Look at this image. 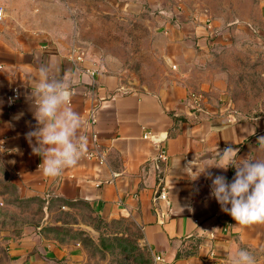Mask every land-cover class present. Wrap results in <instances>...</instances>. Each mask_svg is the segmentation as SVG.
<instances>
[{"label": "crops", "instance_id": "crops-1", "mask_svg": "<svg viewBox=\"0 0 264 264\" xmlns=\"http://www.w3.org/2000/svg\"><path fill=\"white\" fill-rule=\"evenodd\" d=\"M19 3L0 0V158L19 194L82 202L99 219L130 222L140 229L153 264H212L240 246L264 248V224H237L211 195V179L201 174L192 181L182 169L191 161L219 162L217 150L228 147L238 150L237 161L264 160L258 139L264 137V119L192 109L194 69L216 40V22L181 16L168 23L161 49L174 80L157 91L130 90L99 52L78 47L63 23L23 19ZM254 15L241 20L256 29L264 49V0H257ZM45 65L71 84L69 106L82 120L77 136L87 138L77 165L54 178L43 174L42 157L33 152L36 138L28 137L38 126L32 93ZM145 131L151 138H143ZM209 171L229 182L235 176L233 167ZM162 188L166 199L158 196ZM3 234L4 264H84L77 243L40 232Z\"/></svg>", "mask_w": 264, "mask_h": 264}, {"label": "rangeland", "instance_id": "rangeland-1", "mask_svg": "<svg viewBox=\"0 0 264 264\" xmlns=\"http://www.w3.org/2000/svg\"><path fill=\"white\" fill-rule=\"evenodd\" d=\"M257 0H21L23 19L63 23L78 47L95 49L131 90L161 89L174 80L162 56L164 27L181 16L200 17L216 40L200 54L193 74L192 109H225L264 119V49L255 28ZM16 10V9H15ZM245 30H237V24ZM3 237L37 232L84 249V264H153L140 229L104 221L82 202L22 197L0 158V232ZM247 249L264 264V248ZM0 245V264L5 263ZM229 256L212 264H229Z\"/></svg>", "mask_w": 264, "mask_h": 264}, {"label": "clouds", "instance_id": "clouds-1", "mask_svg": "<svg viewBox=\"0 0 264 264\" xmlns=\"http://www.w3.org/2000/svg\"><path fill=\"white\" fill-rule=\"evenodd\" d=\"M3 14L0 13V18ZM71 84L59 77L54 69L41 66L32 98L35 103L37 128L28 133L29 139L36 138L33 152L42 157V172L47 177H57L66 168L74 167L87 152V138L77 136L82 125L80 114L70 105ZM264 145V137L258 138ZM237 149L228 147L222 152L217 150V159L203 165L194 161L184 165V174L192 181L201 174L210 178L211 195L221 210L229 214L242 227L264 224V160H236ZM180 166V160L177 162ZM195 167V171H193ZM227 171L235 168L231 182L224 175H215L211 168ZM180 212L184 210L180 205ZM192 209L189 208V211ZM179 212V213H180ZM229 264H257L251 251L237 248L229 257Z\"/></svg>", "mask_w": 264, "mask_h": 264}, {"label": "built area", "instance_id": "built-area-1", "mask_svg": "<svg viewBox=\"0 0 264 264\" xmlns=\"http://www.w3.org/2000/svg\"><path fill=\"white\" fill-rule=\"evenodd\" d=\"M0 13L3 14V11H2V8L0 7ZM3 17V16H2ZM1 19V18H0ZM81 56V55H80ZM78 57V58H81V57ZM91 73H93V70L90 71ZM16 95H13V97L9 98L8 99V104L11 106L13 104V100H14V97ZM151 132L150 131H145L144 134H143V138H151ZM161 158L164 157V152L162 151L161 154L159 155ZM158 196L162 199H166L167 198V192L165 190V188H162L160 193L158 194ZM160 257L159 256H156L155 259H159Z\"/></svg>", "mask_w": 264, "mask_h": 264}]
</instances>
